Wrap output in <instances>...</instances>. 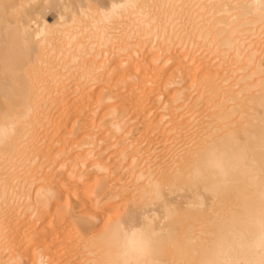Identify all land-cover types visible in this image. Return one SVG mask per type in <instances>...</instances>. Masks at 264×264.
Listing matches in <instances>:
<instances>
[{"label": "bare ground", "instance_id": "obj_1", "mask_svg": "<svg viewBox=\"0 0 264 264\" xmlns=\"http://www.w3.org/2000/svg\"><path fill=\"white\" fill-rule=\"evenodd\" d=\"M0 264H264V0H0Z\"/></svg>", "mask_w": 264, "mask_h": 264}, {"label": "clouds", "instance_id": "obj_2", "mask_svg": "<svg viewBox=\"0 0 264 264\" xmlns=\"http://www.w3.org/2000/svg\"><path fill=\"white\" fill-rule=\"evenodd\" d=\"M147 251H148L147 244H145V245L143 246V248L141 249V254H142V255H143V254H146Z\"/></svg>", "mask_w": 264, "mask_h": 264}]
</instances>
